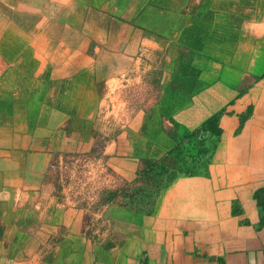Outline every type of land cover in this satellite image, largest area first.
<instances>
[{
  "label": "crops",
  "instance_id": "obj_1",
  "mask_svg": "<svg viewBox=\"0 0 264 264\" xmlns=\"http://www.w3.org/2000/svg\"><path fill=\"white\" fill-rule=\"evenodd\" d=\"M215 114L206 176L92 211ZM261 189L264 0H0V264H264Z\"/></svg>",
  "mask_w": 264,
  "mask_h": 264
},
{
  "label": "trees",
  "instance_id": "obj_2",
  "mask_svg": "<svg viewBox=\"0 0 264 264\" xmlns=\"http://www.w3.org/2000/svg\"><path fill=\"white\" fill-rule=\"evenodd\" d=\"M220 114L206 120L197 130H189L179 143L161 159H143L137 177L127 185L113 190L103 187L92 203V211L122 202L131 210L151 215L161 192L181 177L206 176L214 156L222 144L223 130ZM254 198L260 209L261 228H264V189Z\"/></svg>",
  "mask_w": 264,
  "mask_h": 264
},
{
  "label": "rangeland",
  "instance_id": "obj_3",
  "mask_svg": "<svg viewBox=\"0 0 264 264\" xmlns=\"http://www.w3.org/2000/svg\"><path fill=\"white\" fill-rule=\"evenodd\" d=\"M245 89V87L243 88V87H241V88H239V92H241V91H243ZM260 209H262V207L260 208V207H258V210H259V212H260ZM262 215V214H261ZM262 217V216H261Z\"/></svg>",
  "mask_w": 264,
  "mask_h": 264
},
{
  "label": "built area",
  "instance_id": "obj_4",
  "mask_svg": "<svg viewBox=\"0 0 264 264\" xmlns=\"http://www.w3.org/2000/svg\"><path fill=\"white\" fill-rule=\"evenodd\" d=\"M93 203V202H92Z\"/></svg>",
  "mask_w": 264,
  "mask_h": 264
}]
</instances>
